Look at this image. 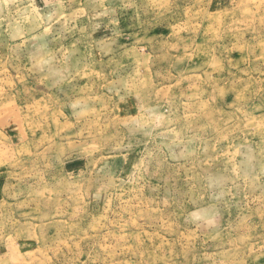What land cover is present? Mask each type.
Wrapping results in <instances>:
<instances>
[{
  "label": "rangeland",
  "instance_id": "rangeland-1",
  "mask_svg": "<svg viewBox=\"0 0 264 264\" xmlns=\"http://www.w3.org/2000/svg\"><path fill=\"white\" fill-rule=\"evenodd\" d=\"M0 264H264V0H0Z\"/></svg>",
  "mask_w": 264,
  "mask_h": 264
}]
</instances>
